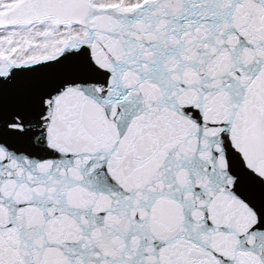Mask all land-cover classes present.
<instances>
[{
    "label": "snow or ice",
    "instance_id": "snow-or-ice-1",
    "mask_svg": "<svg viewBox=\"0 0 264 264\" xmlns=\"http://www.w3.org/2000/svg\"><path fill=\"white\" fill-rule=\"evenodd\" d=\"M0 264H264V0H0Z\"/></svg>",
    "mask_w": 264,
    "mask_h": 264
}]
</instances>
